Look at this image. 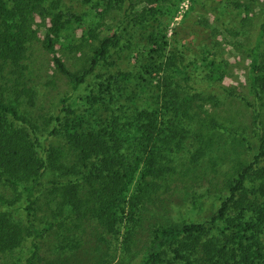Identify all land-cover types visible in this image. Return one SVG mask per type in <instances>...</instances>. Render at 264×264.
<instances>
[{
  "label": "trees",
  "instance_id": "obj_1",
  "mask_svg": "<svg viewBox=\"0 0 264 264\" xmlns=\"http://www.w3.org/2000/svg\"><path fill=\"white\" fill-rule=\"evenodd\" d=\"M181 4L0 0V257L37 264L43 239L95 225L105 246L126 253L121 264H264V134L210 216L152 226L141 255L131 256L158 193L198 171L203 131L223 129L198 117L213 99L191 83L193 63L169 35ZM40 51L71 86L49 116L34 111L50 92L34 80ZM248 52L252 93L264 100V21ZM200 56L210 87L233 95L223 83L229 64L206 44ZM199 124L203 146L192 169H180L176 157Z\"/></svg>",
  "mask_w": 264,
  "mask_h": 264
},
{
  "label": "rangeland",
  "instance_id": "obj_2",
  "mask_svg": "<svg viewBox=\"0 0 264 264\" xmlns=\"http://www.w3.org/2000/svg\"><path fill=\"white\" fill-rule=\"evenodd\" d=\"M197 1L199 3L196 5L193 0H182L181 11L176 21L171 23L169 35L175 42L174 49L184 53L185 62L193 63L190 73L194 80L191 83L199 88L204 98L213 99L197 112L198 117L214 118L223 129L210 125L209 130L203 131L207 134L204 139L208 144L205 155L198 160V171L188 179L177 175L167 189L158 193L154 205L150 206L148 221L136 232L131 254L133 258L140 256L150 241L152 226L170 221L179 223L188 213H193L199 220L210 216L218 196L227 193V184L235 176L234 167L239 162L254 159L259 137L264 134V100L252 93L248 52V48L255 45L259 27L264 21V0ZM79 9H82L81 5ZM189 12L190 15L186 17ZM205 44L209 45L212 53L217 51L220 61L229 64L230 74L223 83L233 95L219 87H210L205 71L199 67L201 49ZM37 54L41 58L34 80L43 89L50 87V92H45V99L38 103L34 111L39 116H49L59 110L60 99L71 91V86L65 78L53 76L55 66L51 55L43 51ZM78 62V59L68 61L73 69L78 68L75 65ZM121 66L126 70L132 69L131 64L125 62ZM255 117H258V126L254 124ZM199 129L200 124L197 130L193 128L185 149L176 157L180 169L182 164H188L191 168L193 157L203 146L202 139H196ZM195 198H198L197 206ZM81 233L64 229L62 234L65 235L59 240L52 235L43 239L37 264H121L123 256L127 257L126 253L114 251L113 247L111 249L112 245L110 248L105 246L95 225L87 226ZM19 257L18 254L0 257V264H25Z\"/></svg>",
  "mask_w": 264,
  "mask_h": 264
}]
</instances>
